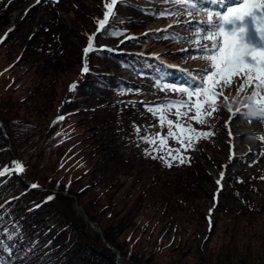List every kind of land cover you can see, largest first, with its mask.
<instances>
[{"label": "rangeland", "instance_id": "1", "mask_svg": "<svg viewBox=\"0 0 264 264\" xmlns=\"http://www.w3.org/2000/svg\"><path fill=\"white\" fill-rule=\"evenodd\" d=\"M109 1L0 0V38L5 34L8 37L0 44V136L9 148L7 153L0 154V162L9 158L20 162L23 158L25 171L19 177L24 183L29 187L37 184L33 189L41 191L44 199L49 195L67 196L71 217L84 225L87 235L86 239L78 238L77 245L93 242L110 248L116 264H229L222 258L218 263L215 256L222 252L227 258L234 242L243 247V254L250 253L245 256L248 264H264V143L236 139L235 153L239 156L233 158L229 143L225 142L233 132L229 134L222 127L225 116L227 121L231 116L225 111L222 98L218 103L223 110L213 113L210 119L213 127L191 122L197 131L215 134L193 141L189 165L183 169L177 163L166 167L149 162L145 149L151 152V146L133 137L131 127L126 139L116 121L100 127L96 124L100 121L94 119L97 127H93L82 100L88 98L95 106L99 96H92V91L81 93L83 86L77 93H70L82 74L85 60L90 67L89 56L97 52L90 51L85 57L84 49L89 37H98V21L103 19L105 3ZM130 1L136 4L133 12L141 21L138 29H131L136 33L183 21L186 14L183 9L174 14L178 7L171 4L169 8V3L162 0ZM10 2L13 3L9 6ZM162 11L173 14L162 17ZM188 27L173 25L166 31L131 40L128 46L133 50L117 62L118 69L111 66L110 74L115 76L112 86H117L118 91L110 88L109 97L141 101L132 113L140 120L142 136L159 140L157 133L167 135V125L161 128L159 114L153 115L148 107H163L170 101L181 100L182 94L172 91L170 86L196 87L200 78L197 74L208 68L197 51L206 40H191L194 32ZM118 43L113 47L123 46ZM142 53L177 60L174 62L185 67L183 75L178 76L181 81L167 82L138 73L140 63L150 61ZM98 85L92 84L95 90H100ZM238 86L224 92L225 96L236 98L235 104L244 100V94L237 96ZM70 98L75 106L71 109L67 108ZM175 112L173 107L166 119L177 122ZM190 115H194V110ZM59 116L64 119L56 122ZM246 119L258 121L241 117L234 118L233 124ZM185 120L180 118L179 122L183 124ZM56 127L62 132H57ZM220 131L223 143L218 137ZM244 143L249 148L243 147ZM167 144L182 150L172 139ZM78 158L84 163L76 169ZM86 167L90 170L85 173ZM217 180L221 181L219 185ZM83 187V195L79 196L77 192L80 194ZM2 194L14 197L12 191ZM94 196L97 201L92 200ZM80 198L94 202L90 215L79 205ZM93 215L95 219L90 218ZM131 216L134 217L127 227L118 226L113 241L124 251L140 255L136 263L128 254L121 255L119 248L103 236V228L113 230L117 227L116 219L127 221ZM38 249L41 253L42 248Z\"/></svg>", "mask_w": 264, "mask_h": 264}, {"label": "snow or ice", "instance_id": "2", "mask_svg": "<svg viewBox=\"0 0 264 264\" xmlns=\"http://www.w3.org/2000/svg\"><path fill=\"white\" fill-rule=\"evenodd\" d=\"M40 0H36L39 3ZM123 3L124 0H119ZM162 2L177 5V12L183 9L189 16L203 14L207 17L206 21H188V29L194 32L191 40L199 43L200 40H208V45L198 47L202 59L208 63L207 69H202L197 74L199 82L196 87L170 86L172 91L182 94L181 100L170 101L168 104L161 106H150L148 111L153 115L159 114V126L163 128L167 125V135L159 137L157 140L150 135L141 137L142 141L151 146L152 151L145 149V155L152 159H160L166 167H172V161L179 160L180 164H184L185 158L178 156L180 149H173L168 146V139L174 140L177 144L185 149L193 147V141L201 138L213 136V132H200L191 126V122L195 121L200 126L213 127L210 124V119L213 113L222 111L218 101L221 100L225 104L229 100L228 96L224 95L226 89L230 90L235 85L237 96L244 94V100L240 101L241 108H236L233 112L231 106L227 110L232 114V118H250L257 119L264 125V0H210L211 4L217 5L221 10L207 8L198 0H162ZM53 3H59V0H53ZM118 0H111L110 3H105L106 11L103 19L98 21V29L106 30V25L109 24L110 17L115 18L113 11ZM173 14L169 12H160V16ZM193 23L200 25L198 28H193ZM171 27V26H170ZM115 35L116 33H112ZM7 37L0 38V43ZM93 37H89V43L84 49L85 57L90 51H95L92 44ZM89 68L85 60L82 68V73H87ZM168 88L169 86H165ZM76 85L73 84L70 90H74ZM251 89L250 95L248 90ZM186 96L187 99H183ZM193 97L195 100L193 101ZM247 101V102H244ZM173 107L176 108L175 115L177 122L171 119H166V113ZM181 108H186L187 111L181 112ZM194 110V115L190 113ZM180 118H186L185 123H180ZM63 116H59L57 121L63 120ZM231 120L229 121V123ZM55 123V122H54ZM151 127V126H150ZM175 129V130H174ZM135 131L139 135L141 129L135 126ZM229 134H231L229 130ZM57 135H60L57 133ZM264 140V135L259 137ZM167 148L165 155H159ZM158 155H152V153ZM168 157H171L169 159ZM25 171V166L19 161H13L11 167L0 169V177L11 176L12 174H21ZM223 179L224 173H220ZM264 179V177H262ZM220 180L216 183L219 185ZM31 188H37V184L30 185ZM54 199L53 195H49L46 200ZM39 207V205H36ZM211 211V210H210Z\"/></svg>", "mask_w": 264, "mask_h": 264}, {"label": "trees", "instance_id": "3", "mask_svg": "<svg viewBox=\"0 0 264 264\" xmlns=\"http://www.w3.org/2000/svg\"><path fill=\"white\" fill-rule=\"evenodd\" d=\"M77 5L80 6L81 3L78 2ZM128 8L129 6L125 4L122 5L115 12L114 19L119 18L124 12L129 11L130 9ZM114 19L112 18V20ZM115 24L116 23L112 21L106 27V30L100 32L98 37H96V43H100L102 39H108L110 35H113ZM89 63L92 72L88 75L79 74L76 88L70 93H77L78 88L80 89V87L83 86L84 90H80L81 93L92 91L95 94L92 96H99L95 106L90 104L88 98L82 100V103L88 107L85 108V112L88 113L89 117L87 116V118H89L93 127H97L93 122L94 119H96L100 121L96 123L100 127L104 124L109 125L116 121L119 130L128 129L134 122V117L132 115L133 107L131 106L135 104L112 101L108 96L110 86L114 80L112 75H110L112 71H110L109 67L117 64L116 59L104 52H94L89 56ZM87 76L92 79H86ZM99 77L102 79H99ZM93 83L95 85L101 83L100 86L98 85L100 90H95L94 86H92ZM73 102V98L68 99L67 108H74ZM103 111L105 113L104 115ZM57 128L58 127H56L57 132H62ZM6 146V141L2 140L0 136V154L9 151V148L7 149ZM162 152L159 153V155L166 154ZM155 155H158V153ZM168 158L171 159V157ZM12 162V158L2 160V162H0V168L10 167L12 166ZM20 162H24L23 158ZM149 162L165 165L160 159H153ZM76 163L78 164L75 167L77 169L80 168L84 162L81 158H78ZM126 165L131 167V164ZM180 166H184L183 169L187 168L184 164H180ZM89 170L90 168L88 169L87 167L84 169L85 173ZM78 175L81 176V174ZM84 189L85 187L81 189L80 194L79 192H77V194L79 196L83 195ZM8 191L14 192V197L9 195L4 196V194H2ZM42 195L41 191L29 187L24 183V180L15 173L11 176L0 177V205L6 199L12 198L11 201L0 208V264H116L110 248L103 247V245H96L93 242H83V244L80 243L77 245L78 238L86 239L87 235L84 230V225H81V223L77 224L71 217L73 213L69 208L70 200L67 196L58 198V195H53L54 199L48 201L46 200L48 196L44 199ZM94 198L96 197L94 196L92 200H96ZM78 203L83 207L84 211L90 215L91 207L94 206V202L91 200L84 201L80 198L78 199ZM242 203L245 206L247 205L245 200H243ZM36 205H39V207H36ZM145 211L147 212L146 208ZM163 212L164 211H162L161 215L164 214ZM133 217L134 216H131L127 221H123L122 218L116 219L117 227L113 230L110 228H103V236L106 241H109L119 248L121 255L128 254V257L136 263L140 255L132 251H124V248H122L123 246L118 245L116 243L117 241H113L116 230L120 228L118 226H121V228L127 227ZM90 218L95 219L94 215ZM150 220L151 218H148V222H150ZM185 221L190 223V221ZM208 235L209 234H207L203 241L207 239ZM240 246L241 245L234 242L233 249L227 252V258L225 253L219 252V254L215 256L218 260L217 262L221 263L220 258H222L229 262V264H248V258L245 256L250 253L243 254V247ZM38 247L42 248L41 253V249H38ZM234 258L236 261L232 260ZM257 258L259 261L261 260L259 256H257Z\"/></svg>", "mask_w": 264, "mask_h": 264}, {"label": "bare ground", "instance_id": "4", "mask_svg": "<svg viewBox=\"0 0 264 264\" xmlns=\"http://www.w3.org/2000/svg\"><path fill=\"white\" fill-rule=\"evenodd\" d=\"M162 61H165L162 58ZM169 65L174 66L173 63H170ZM223 129L225 128L224 126H222ZM232 130H233V136L231 139H228L227 141L222 140V133L221 131L218 133V137L221 143L228 142L229 145L232 144L233 146H238L237 144H235L236 139L238 140L240 138V140L245 139V141L248 142H252L254 144H258V143H264V140H260L259 137L264 135V127L261 125V123H259L258 121H254V120H242L238 123H234L232 124ZM244 143L243 147L245 148H249V144Z\"/></svg>", "mask_w": 264, "mask_h": 264}, {"label": "water", "instance_id": "5", "mask_svg": "<svg viewBox=\"0 0 264 264\" xmlns=\"http://www.w3.org/2000/svg\"><path fill=\"white\" fill-rule=\"evenodd\" d=\"M93 225V224H92ZM118 253V252H117Z\"/></svg>", "mask_w": 264, "mask_h": 264}]
</instances>
